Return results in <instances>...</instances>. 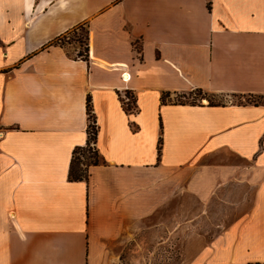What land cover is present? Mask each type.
Instances as JSON below:
<instances>
[{
    "label": "crops",
    "instance_id": "1",
    "mask_svg": "<svg viewBox=\"0 0 264 264\" xmlns=\"http://www.w3.org/2000/svg\"><path fill=\"white\" fill-rule=\"evenodd\" d=\"M207 2L0 0V264H118L180 198L230 214L192 264H264V106L172 100L264 96V0Z\"/></svg>",
    "mask_w": 264,
    "mask_h": 264
},
{
    "label": "rangeland",
    "instance_id": "2",
    "mask_svg": "<svg viewBox=\"0 0 264 264\" xmlns=\"http://www.w3.org/2000/svg\"><path fill=\"white\" fill-rule=\"evenodd\" d=\"M62 42L63 44H74L84 54L85 29L82 27L75 29L62 38ZM172 100L203 105H220L229 101L244 103L246 100L257 101L258 99L212 96L196 91L186 99L176 97ZM126 103L132 109V100L130 99ZM94 154L93 150L86 149L83 152H77L75 158H79V161L85 165L89 163L90 157L95 158ZM82 156H84L83 159H81ZM76 164L79 169L84 168L78 165L77 160ZM223 202H227V200L224 198ZM223 205L229 206L227 203H223ZM216 206L219 205L216 204ZM207 207H209L207 213H200L202 207L197 199H175L171 230L159 229L152 232L143 230L141 239L136 237L135 240L126 242L121 250V260L118 264H192L200 251L220 232L221 229L217 227L219 223L222 224V227L227 225L230 216L223 208L214 209V202H211ZM134 256L136 261L133 260Z\"/></svg>",
    "mask_w": 264,
    "mask_h": 264
},
{
    "label": "trees",
    "instance_id": "3",
    "mask_svg": "<svg viewBox=\"0 0 264 264\" xmlns=\"http://www.w3.org/2000/svg\"><path fill=\"white\" fill-rule=\"evenodd\" d=\"M207 7L208 8L210 7V0H208V2H207ZM63 38H65V37H63ZM61 40L62 39H57L55 41V43L57 44L58 42H61ZM83 52H85V47H84ZM82 55H84V54L79 52V57H83ZM198 92H201V91H198ZM253 97L258 99V100L257 101L246 100L245 103L252 104L254 106H259V105L264 106V96H252V95L248 96V98H253ZM164 99H165V97L163 96L162 102H164ZM238 104H242V103H238ZM123 105H125V104H123ZM209 105H211V104H209ZM86 110H87V115H88V120H89V125L87 127V142H86V145L84 147L77 148L73 151V155H72V159H71V163H70V169H69V176H68L70 181L86 180L87 179V173H88L87 172L88 167L96 165L98 163L97 162V153H96L95 148H94L95 138H96V129H95V124H94L95 121H94L93 116L91 114L89 99H87V102H86ZM125 110L130 111L129 104L125 106ZM159 145H160V140H159ZM86 149H88L89 151L93 150L95 153L93 156H95V158L90 157L89 163L84 165L79 161V158H75V154L77 152H83ZM157 149L159 152V147ZM83 158H84V156L81 157V159H83ZM76 160L78 162V165H81L84 167L82 170L79 169V166H77Z\"/></svg>",
    "mask_w": 264,
    "mask_h": 264
},
{
    "label": "built area",
    "instance_id": "4",
    "mask_svg": "<svg viewBox=\"0 0 264 264\" xmlns=\"http://www.w3.org/2000/svg\"><path fill=\"white\" fill-rule=\"evenodd\" d=\"M126 101H129V99H127Z\"/></svg>",
    "mask_w": 264,
    "mask_h": 264
}]
</instances>
